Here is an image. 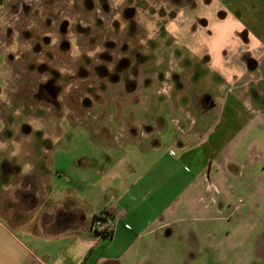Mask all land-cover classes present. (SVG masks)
<instances>
[{
  "label": "rangeland",
  "instance_id": "374dc122",
  "mask_svg": "<svg viewBox=\"0 0 264 264\" xmlns=\"http://www.w3.org/2000/svg\"><path fill=\"white\" fill-rule=\"evenodd\" d=\"M98 1L0 0V86L2 84L0 97L5 99L4 104L0 102V111L21 113L15 129L11 126L5 129L3 134L5 141L0 137V193L10 188L6 184L21 165L27 169L25 171L27 175L36 171V169H30V155L26 152L30 147L36 151L38 147L71 146L73 150H85L89 155L85 166L76 165L84 173L83 175L76 174L71 178V182L57 180V184L61 189L73 187L77 192L87 194L90 204L97 199L101 206L102 201L107 202L110 195L116 194L120 185L137 178L157 157L164 156L170 147H177V144L173 145L175 131L172 126L169 127L167 134L162 131L163 134L159 133L153 137L158 140L159 144L149 152L142 151L140 147L128 143L121 149L105 148L106 142L102 143L100 140L101 132H107L113 141L123 143L127 137L130 140L132 136H145L150 131L147 125L155 117L153 115L159 114L165 121V118L170 119L171 114L180 115L179 109L193 112L191 105L186 107L175 99L179 90L175 87L172 74L177 71L181 73L180 68L185 70L183 76H186L188 91L197 94L207 93L213 98L218 97V94L224 90L225 82L220 77L221 72L217 69L222 63L217 53L221 54L224 51L223 44L226 42L225 37L228 31L237 28L238 23L241 22L249 32H264V0H216L209 4L204 0L193 9L184 8L181 3L183 0H130L134 6L132 8L128 5L129 0H124L127 3L123 0H111L109 7H103L102 4L97 5ZM217 1L223 6L222 12L226 14V17L222 19V22L211 23H214L213 35L207 36L205 29L195 30L191 36L194 40L190 42H194L197 49L194 46L192 49L189 48V51L194 53L189 55L187 53L184 61L179 60L178 64L175 59H169L170 62H167L168 67L166 68V53L180 55L182 52L178 50V47H182V42L188 44L191 40L185 35L186 33L178 32L176 37L172 35L175 31L171 30L170 25L176 20L175 17L182 12L180 16L182 21H192L200 15L199 17L203 16L210 23L212 18L217 16V12H221ZM130 8L134 11L133 18L135 17L140 25L136 27L137 34L132 42L135 45L138 44L136 48L141 49L138 55L142 53L149 57V61L140 66L143 69H152V76L155 78H151L152 81L148 84L149 90L145 91L138 88L134 92H127L121 84L109 85L97 100L90 106L84 107L80 102L83 95L82 90L86 89L84 84L91 82L92 79L77 78L76 82L71 81L77 71H75L74 63L80 58L86 60V57H95L105 36L108 37L110 33L114 35L113 38L117 42L125 39L124 25L120 26L119 33H113L112 27L119 18L126 15L125 10ZM121 21L124 23V20L121 19ZM180 24L181 22L178 23L176 20V27H180ZM150 39L157 42L156 59L150 57L152 42ZM261 47L262 57H264V39ZM204 53H211L213 57L215 54V57L212 61L205 62L198 58L199 60L194 62L193 55L202 54L203 56ZM262 57L257 61L258 64ZM43 64L48 65L49 69L41 70L39 66ZM189 66L197 71H190ZM53 69H56V73ZM192 74L194 76L191 78ZM50 77L56 88L52 84H44ZM259 78L258 72H249L243 80L244 87L248 88ZM43 85L49 88L47 90L42 88L43 91H39V87ZM165 99L169 102H165ZM246 102H248V108L244 105L240 107L241 119H238L231 127L244 126L246 129L257 132L264 129V82L251 86ZM22 117L26 119L21 121ZM251 120H255V123ZM157 122L159 127L154 128L160 129V119L157 118ZM220 127H216V130ZM97 129L100 133L94 132ZM15 135L18 139L14 138ZM245 140L248 149L246 153H243L244 165L254 166L249 167L248 170L245 169L247 178L244 185L248 190H254L257 198L261 199L264 198V188L255 191L262 186V183L253 175L260 172L261 176H264V131L259 135L247 134ZM5 146H9V149L13 146L18 147L19 152L15 158H10ZM103 146L104 148H101ZM178 156L186 166L185 169L191 173H195L197 164L203 162L201 151L186 153L176 150V156H170V159H176ZM43 160L47 161V157ZM66 161L67 158L64 157L63 164L66 165ZM19 202L25 208L11 206L9 210L24 212L25 216H22V220H25L22 227L24 232H19L18 228L10 225L7 219L9 217L5 218V224L35 256L28 262L21 261L18 258L20 247L18 250L11 245L10 256L13 255L11 260L5 263L0 262V264H53L49 259V252H54L56 247H44L43 245L48 243H38L36 249L33 242L29 241L33 233H40L37 223L43 211L54 207H52L53 202L47 200L40 206L36 194L27 192L19 196ZM34 208H38V211L31 210ZM199 209L201 210L202 207ZM57 210L60 212L59 215H67V217H58L60 221L68 219L69 214L75 217L85 214V211L84 213L80 210L75 211L74 206L64 209L59 204ZM221 210H211L198 215L211 216L210 219H213L211 223H214L216 213L217 215L222 214ZM225 212L228 210L225 209L223 213ZM261 215H251L248 220L260 227V222L256 221L254 216ZM0 220H2L1 216ZM197 220L202 223V220L206 222L207 218L200 217ZM215 229L217 233L212 234V243H231L232 240L240 238V229L234 230L232 223L217 221ZM92 231L95 232L93 227ZM250 238L251 236L244 240V243H253L254 239ZM256 242L255 240L254 243ZM62 246L63 249L58 247V252H65L64 245ZM206 249V247H195V250L191 248L189 255L196 256L197 253L204 252ZM206 251L208 253V250Z\"/></svg>",
  "mask_w": 264,
  "mask_h": 264
},
{
  "label": "crops",
  "instance_id": "0c3cea01",
  "mask_svg": "<svg viewBox=\"0 0 264 264\" xmlns=\"http://www.w3.org/2000/svg\"><path fill=\"white\" fill-rule=\"evenodd\" d=\"M202 1L204 0H183L181 3L184 8L193 9ZM213 1L216 0H205V3L209 4ZM217 5L221 12H217V16L213 17L210 23L203 16L199 17L200 15L192 21H182L180 19L182 12L175 17L181 24L180 27H176V20L172 21L170 28L175 31L172 35L176 37L178 32L186 33L185 35L191 40L188 44L182 42V47H178V50L182 52L180 55L166 53V68L167 62L171 59H175L178 64L179 60L184 61L187 53L188 55L194 53L189 51V48L192 49L194 46L197 49L194 42H190L194 40L191 36L195 30L205 29L207 36L213 35V24L222 22V19L226 17L219 1ZM212 22L214 23L211 24ZM133 24L136 27L140 26L135 17L130 22L131 29ZM135 34H137L136 30ZM263 39L264 32H249L241 22L238 23L237 28L228 31L225 37L226 42L223 44L224 51L221 54L217 53L222 62L217 69L221 72L220 77L224 80L225 87L216 98L207 93L197 94L188 91L186 76H183L184 69L180 68L181 73L177 71L172 74L175 87L179 90L175 95L176 101L182 102L186 107L191 105L193 112L188 110L184 112L179 109L180 115L171 114L170 119L165 118V121L159 114L153 115L155 117L147 125L150 131L145 136H132L130 140L127 137L128 140L125 139L123 143H118L117 140L115 142L107 132H101L100 140L102 143L106 142L105 148L121 149L128 143L149 152L159 144L153 137L159 133L163 134L162 131L167 134L169 127L172 126L175 131L173 145L177 144V147H170L164 156L157 157L137 178L120 185L116 194L110 195L107 202L102 201L101 206L97 199L90 204L87 194H81L73 187L61 189L57 184V180L71 182V178L76 174L83 175L84 172L76 165L87 164L86 159L89 155L85 150H73L71 146L38 147L36 151L30 147L26 150L30 155V169H36V171L27 175L25 172L27 169L21 165L6 184L12 189L6 188L0 193V216L2 217L0 262L5 263L11 260L13 256H10L11 245L18 250L20 247L18 258L21 261L28 262L35 256L5 224V218L9 217L8 223L18 228L19 232H24L22 229L25 223V220H22L24 212L9 210V207L25 208L19 202V196L27 192L36 194L40 206L47 200L53 202L52 207H54L43 211L37 223L40 233H33L31 239L29 237V241H32L35 247L38 243H48L43 245L44 247H56L54 252H49V259L53 264H264V198L258 199L254 190L251 191L245 187L244 182L247 178L245 169L248 170L254 165L246 167L243 161V153H246L248 149L246 135H259L264 129L257 132L246 129L244 126L231 127L238 119H241L240 107L244 105L248 108L246 100L251 86L264 82V57H262L261 47ZM150 40L152 41L150 57L156 59L157 42ZM192 57L194 62L199 59L207 62L212 61L215 54L214 57L211 53H204L203 56L195 54ZM261 57L258 64L257 61ZM138 58H140V60L137 59L139 74L136 81L118 83L125 91L127 89V92H134L138 88L144 91L149 90L148 84L154 77L152 69L147 70L140 66L149 61L148 55L141 53ZM189 69L197 71L192 66H189ZM254 71L260 74L259 80L245 88L243 80L249 72ZM193 76L194 74L190 75L191 78ZM166 101L169 102L168 99H165ZM0 102L4 104L5 99L0 97ZM146 106L145 110H147ZM20 114L18 111L12 113L6 110L0 111L2 123L0 137L3 141H5L3 137L5 129L9 126L15 129ZM174 117L180 120L184 129L182 132L175 128L172 121ZM157 118L161 121L160 129L154 128L159 127ZM25 119L22 117L21 121ZM252 120L251 122L255 123V120ZM163 122L164 126H162ZM218 126L221 127L216 130ZM234 129L236 130L233 132ZM91 132L92 134L100 133V130ZM16 135L14 138L18 139ZM100 140L98 141L101 142ZM5 147L10 158H15L19 152L18 147L13 146L11 149L9 146ZM170 149H175V155L169 153ZM176 150L186 153L188 151L202 152L203 162L197 164L195 173L185 169L186 166L179 156L176 159H170V156H176ZM44 157H47V161L43 160ZM64 157L67 158L66 165L63 164ZM62 165L65 166L62 167ZM253 176L263 186L255 191L262 190L264 176H261L260 172ZM240 200L241 203L238 202ZM59 204L64 209L74 206L75 211L80 210L83 213L85 211V214L77 217L69 214L68 219L60 221L58 217H67V215H59L60 212L57 210ZM200 207H202L201 210ZM225 209L228 212L223 213ZM31 210L38 211V208ZM202 210L205 211L201 212ZM211 210H221L222 214L216 213V222L232 223L234 230L240 229V238L232 240L231 243H212V234L217 233L216 222L211 223L213 220L210 219L211 216L198 215ZM104 212L108 216L103 226L112 230L111 236L98 235L92 231L93 215L105 214ZM259 214L262 215L254 216V218L260 222V227L248 220L251 215ZM200 217L207 218L206 222L202 220L204 223H199L197 219ZM249 236L257 242L244 243ZM239 241L242 243H238ZM62 244L65 252H58V247L63 249ZM195 247H206L208 253L205 250L197 253L196 256L189 255V250L191 248L195 250Z\"/></svg>",
  "mask_w": 264,
  "mask_h": 264
},
{
  "label": "trees",
  "instance_id": "16d2710c",
  "mask_svg": "<svg viewBox=\"0 0 264 264\" xmlns=\"http://www.w3.org/2000/svg\"><path fill=\"white\" fill-rule=\"evenodd\" d=\"M125 14L121 17L124 23L119 18L112 27L113 33H119L120 26L124 25V28H126L125 39L117 42L108 36L100 46L99 51L95 54V57L89 56L86 57V60L80 58L74 63L75 71H77L76 75L75 73L73 75L74 78H70L71 81L76 82L75 79L77 78H82L83 80L86 78L92 79L91 82L84 84L86 89L82 90L83 95L80 98V102L84 107L90 106V104L97 100L101 93L106 91L109 85H114L123 75L129 74V71H136L139 74L137 69V56L141 49L136 48L138 44L135 45L132 42L135 35L132 36L130 34L132 26L130 22L134 14L130 13L128 9L125 10ZM123 61L124 63L122 64ZM107 216V213L94 216L92 227L95 229V234L102 236L112 235V230L103 226ZM95 220H99L100 224L95 225Z\"/></svg>",
  "mask_w": 264,
  "mask_h": 264
},
{
  "label": "flooded vegetation",
  "instance_id": "af4514ba",
  "mask_svg": "<svg viewBox=\"0 0 264 264\" xmlns=\"http://www.w3.org/2000/svg\"><path fill=\"white\" fill-rule=\"evenodd\" d=\"M124 1V0H123ZM110 2H111V0H99L98 2H97V5H103V7H109V6H111V4H110ZM125 2V1H124ZM131 1L129 0V2H128V5L132 8V7H134L133 5H132V3H130ZM125 3H127V1L125 2ZM129 9V12L130 13H133L134 14V11H133V9ZM132 19V18H131ZM137 29L136 28V25H134L133 27H132V29H131V32H130V34L132 35V36H134V35H136L135 34V30ZM137 32V31H136ZM109 37H111V38H113L114 37V35L112 34V33H110L109 34ZM136 37V36H135ZM105 39H106V36H105V38H104V41H105ZM114 39V38H113ZM104 43V42H103ZM102 43V44H103ZM139 57V55L137 56V58ZM124 63V61L122 62V64ZM131 66V65H130ZM39 68L41 69V70H48L49 68H48V65H46L45 67H44V65H41V66H39ZM39 69V70H40ZM54 70V69H53ZM52 70V71H53ZM56 70V69H55ZM54 70V73H56V71ZM130 73L129 74H127V75H123L119 80H118V82H116L115 84H117V83H122V82H124V83H126L127 81L129 82V83H134L135 81H136V77L138 76V74L136 73V71H134V72H132V71H129ZM147 73V72H146ZM156 77H157V75H156ZM52 80V78L50 77V78H48L46 81V83H44V84H52L53 85V87H55L56 88V86L54 85V82L53 81H51ZM42 88H44L45 90H47L49 87H46V85H43L42 87L40 86L39 87V91L40 90H42L43 91V89ZM56 93H57V89H56Z\"/></svg>",
  "mask_w": 264,
  "mask_h": 264
},
{
  "label": "built area",
  "instance_id": "2783aa9c",
  "mask_svg": "<svg viewBox=\"0 0 264 264\" xmlns=\"http://www.w3.org/2000/svg\"><path fill=\"white\" fill-rule=\"evenodd\" d=\"M172 121H173V124H174L175 128H176L178 131L182 132V131L184 130L183 127L181 126V124H180V120H179L178 118L174 117V118L172 119ZM169 153H170L171 155H175V149H170V150H169ZM99 224H100V221H99V220H96V221H95V225H99ZM126 226H128V225H126Z\"/></svg>",
  "mask_w": 264,
  "mask_h": 264
}]
</instances>
